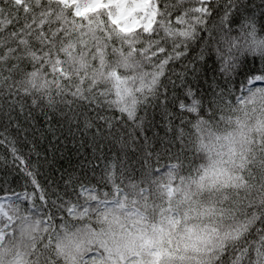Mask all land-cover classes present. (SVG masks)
<instances>
[{"label":"snow or ice","instance_id":"obj_1","mask_svg":"<svg viewBox=\"0 0 264 264\" xmlns=\"http://www.w3.org/2000/svg\"><path fill=\"white\" fill-rule=\"evenodd\" d=\"M0 149V264H264V0H0Z\"/></svg>","mask_w":264,"mask_h":264},{"label":"trees","instance_id":"obj_2","mask_svg":"<svg viewBox=\"0 0 264 264\" xmlns=\"http://www.w3.org/2000/svg\"><path fill=\"white\" fill-rule=\"evenodd\" d=\"M0 154H3V150L0 149ZM3 173L0 172V175H2ZM42 179V178H41ZM13 187H15L17 190H20L19 184H14Z\"/></svg>","mask_w":264,"mask_h":264}]
</instances>
